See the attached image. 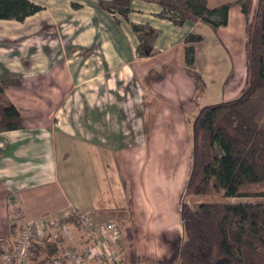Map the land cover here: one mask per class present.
Listing matches in <instances>:
<instances>
[{
    "label": "crops",
    "instance_id": "0c3cea01",
    "mask_svg": "<svg viewBox=\"0 0 264 264\" xmlns=\"http://www.w3.org/2000/svg\"><path fill=\"white\" fill-rule=\"evenodd\" d=\"M29 1L43 10L22 21L0 20V81H20L6 97L26 123L0 133V245L12 243V224L36 223L42 231L55 216L90 212L96 221L120 225L123 264H177L181 192L192 164V154L180 157L181 142L204 107L206 75L232 69L235 77L241 70V92L232 90L231 97L249 85L241 7L233 6L228 24L215 31L201 22L175 25L160 16L159 4L144 0L132 1L129 20L100 9L99 0ZM237 1L207 3L214 9ZM133 24L161 32L153 56L138 55ZM190 34L204 38L195 45L194 65L205 81L202 91L186 71ZM111 168L118 179H111ZM112 186L130 196L129 208L119 205ZM68 227L72 242L81 243L79 227ZM175 227L172 247L168 234ZM151 238L167 244L163 257L142 243Z\"/></svg>",
    "mask_w": 264,
    "mask_h": 264
},
{
    "label": "trees",
    "instance_id": "16d2710c",
    "mask_svg": "<svg viewBox=\"0 0 264 264\" xmlns=\"http://www.w3.org/2000/svg\"><path fill=\"white\" fill-rule=\"evenodd\" d=\"M132 1L99 0L97 6L129 20ZM144 1L159 4L160 16L175 25L201 22L215 31L228 24L233 6L241 7L249 35V85L239 98L206 105L194 118L186 194L204 196L214 190L225 199L264 197V0L257 1L255 11V0L214 9L207 0ZM42 10L29 0H0V20L22 21ZM132 29L140 42L138 55L153 56L161 32L148 24H133ZM203 40L195 34L186 38V71L198 91L205 88V81L194 67L195 45ZM19 85L20 81H0V133L26 128L21 112L6 97L7 88ZM251 185H262L263 192L246 191ZM180 216L183 239L177 264H264V202H202L192 208L182 200ZM64 223L79 226L74 215ZM19 229L11 225L12 237ZM59 242L50 236L37 237L31 264H51L62 252Z\"/></svg>",
    "mask_w": 264,
    "mask_h": 264
},
{
    "label": "built area",
    "instance_id": "2783aa9c",
    "mask_svg": "<svg viewBox=\"0 0 264 264\" xmlns=\"http://www.w3.org/2000/svg\"><path fill=\"white\" fill-rule=\"evenodd\" d=\"M74 215L82 232V242L73 243L68 225L64 220ZM55 216L49 226L40 231L36 223H24L19 229L15 244L0 245V264H31L34 241L37 237L50 235L48 228H53L52 239H59L61 254L51 264H123L125 254L124 234L115 221H96L90 212H72L70 215ZM15 217L21 218L20 210Z\"/></svg>",
    "mask_w": 264,
    "mask_h": 264
},
{
    "label": "rangeland",
    "instance_id": "374dc122",
    "mask_svg": "<svg viewBox=\"0 0 264 264\" xmlns=\"http://www.w3.org/2000/svg\"><path fill=\"white\" fill-rule=\"evenodd\" d=\"M254 14V12H253ZM205 49L210 50V41L208 40V42L205 44ZM248 53L250 54V48L248 46ZM226 59L227 56H225ZM250 60V59H249ZM207 74L208 72H210L209 67L207 66ZM232 72V69H230L227 73L225 71H222L220 69L217 70V75L215 77H211V75H206V82L208 84V89L204 92V96H203V92H201L200 94L202 95L200 97V104L201 106H206V105H214V104H218V103H222L225 101H231V100H235L237 98H239L242 93H239V95H237L236 97L232 96L231 97V92L232 90H237L238 92H241L240 89V85L242 84V79H243V73L241 70H239L236 74L235 77L230 76ZM240 90V91H239ZM182 152L180 153V157L181 155L185 154L188 152L190 153V155L192 154V130H190V134L187 137V140L184 139L182 142ZM188 149V151H187ZM185 162V159H184ZM183 162V164L185 165V163ZM115 169L111 168V179H118L119 177L114 175L115 173ZM184 172V169L182 170ZM122 187V185H120ZM114 190V186L111 187V192ZM246 191L250 192V193H262L263 192V186L262 185H251L249 187L246 188ZM182 200H185L192 208H196L200 203L202 202H233V203H238V202H264V197H260V196H253L250 198H235V199H225L223 197V193L222 192H216L214 190L211 191V193H209L208 195H204V196H192V195H188L186 194V185L183 187L182 190ZM112 195H119L122 197L121 200H119V205L123 204L124 202H126L127 207L129 208V199L130 196L128 194L124 195V193L119 194V193H115L113 191ZM107 209H109L107 207ZM91 216L94 217L93 213L91 214ZM94 219H96L94 217ZM14 222V221H12ZM22 226V225H21ZM19 224V227H21ZM18 227V226H17ZM18 229V228H17ZM79 231H81L80 228H78ZM12 232V230H11ZM19 232V231H18ZM50 235L47 236H53L54 230L53 228H48V231L46 232ZM18 235V233H17ZM17 235L13 238V243L15 244L16 240H17ZM170 236H172L171 238V244L172 247L175 246V244H177V227H175L174 229L171 230V232L168 234ZM175 237V238H174ZM183 238V237H182ZM138 250V249H137ZM136 253V251H135ZM140 257V261L141 262H146L145 259L142 256ZM162 264H170V261L168 260V262H164Z\"/></svg>",
    "mask_w": 264,
    "mask_h": 264
},
{
    "label": "clouds",
    "instance_id": "9594fccd",
    "mask_svg": "<svg viewBox=\"0 0 264 264\" xmlns=\"http://www.w3.org/2000/svg\"><path fill=\"white\" fill-rule=\"evenodd\" d=\"M151 231L161 230L159 228H152ZM142 243L146 245L150 254L156 257H163L167 252V244L159 238L144 239Z\"/></svg>",
    "mask_w": 264,
    "mask_h": 264
}]
</instances>
